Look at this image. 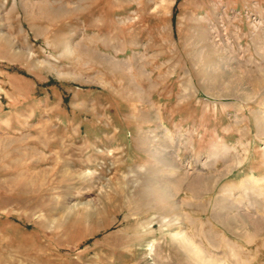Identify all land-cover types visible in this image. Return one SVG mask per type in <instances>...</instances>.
Wrapping results in <instances>:
<instances>
[{"label":"rangeland","instance_id":"rangeland-1","mask_svg":"<svg viewBox=\"0 0 264 264\" xmlns=\"http://www.w3.org/2000/svg\"><path fill=\"white\" fill-rule=\"evenodd\" d=\"M0 264H264V0H0Z\"/></svg>","mask_w":264,"mask_h":264},{"label":"bare ground","instance_id":"bare-ground-1","mask_svg":"<svg viewBox=\"0 0 264 264\" xmlns=\"http://www.w3.org/2000/svg\"><path fill=\"white\" fill-rule=\"evenodd\" d=\"M103 153V152H102Z\"/></svg>","mask_w":264,"mask_h":264}]
</instances>
